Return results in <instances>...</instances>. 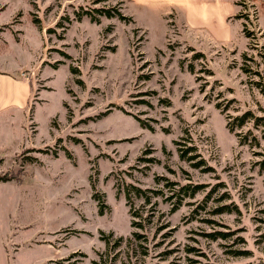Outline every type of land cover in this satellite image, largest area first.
<instances>
[{
	"label": "rangeland",
	"instance_id": "obj_1",
	"mask_svg": "<svg viewBox=\"0 0 264 264\" xmlns=\"http://www.w3.org/2000/svg\"><path fill=\"white\" fill-rule=\"evenodd\" d=\"M212 1L0 0V264H264V0Z\"/></svg>",
	"mask_w": 264,
	"mask_h": 264
},
{
	"label": "trees",
	"instance_id": "obj_2",
	"mask_svg": "<svg viewBox=\"0 0 264 264\" xmlns=\"http://www.w3.org/2000/svg\"><path fill=\"white\" fill-rule=\"evenodd\" d=\"M96 11L98 12V14L100 15H104L108 18L110 17H113L115 16L114 13L111 12V10L109 9H105V8H101V9H96ZM117 15L119 16L120 19H123L124 16L119 13V11H117ZM91 19L94 20V21H97L98 18L95 17V15H90ZM254 119L253 115L250 113V112H247V113H243L239 116L236 117V120H238V127H242L247 121L249 120H252ZM230 132L232 133L234 130L232 128H229ZM3 179H5V181H7L9 178L8 177H4ZM200 189V186H190V184H186L184 185L183 187H181L179 189L180 193L178 194L179 195H186V196H194ZM150 192L148 190H145V191H141L139 189L136 190V193L134 194L136 197H143L146 201V203H150V197L147 195V193ZM95 196L97 197L98 195L95 194ZM155 196H157V194H155ZM180 197V196H179ZM131 213V217L132 218H135L136 216ZM139 217V216H138ZM145 218H143L144 220ZM131 227L132 228H139V229H143L142 225L141 224H137L136 222L132 221V224H131ZM135 234V233H134ZM133 234V235H134ZM219 235V237H225L226 235L225 234H217ZM209 237L215 239L217 238L216 235H209ZM235 256H240V255H243L242 252H235L233 253Z\"/></svg>",
	"mask_w": 264,
	"mask_h": 264
},
{
	"label": "crops",
	"instance_id": "obj_3",
	"mask_svg": "<svg viewBox=\"0 0 264 264\" xmlns=\"http://www.w3.org/2000/svg\"><path fill=\"white\" fill-rule=\"evenodd\" d=\"M208 1H210V0H208ZM220 1L221 0H213L212 2L209 3L208 9L204 8V9H202V11L200 13H197V12H195V13L201 15L202 17H203V14L205 16H209L210 13H208L209 11H207V10L211 9L212 14L216 13L218 18L225 17V15H227V13L229 12V8L231 7L228 4L233 3V1H235V0H230V1L226 2L227 4L222 3ZM224 4H225V6L222 7V5H224ZM256 21H257V23L259 22L258 28L260 27L261 30H264V1H261V4L259 6V14H258V18L256 19Z\"/></svg>",
	"mask_w": 264,
	"mask_h": 264
}]
</instances>
